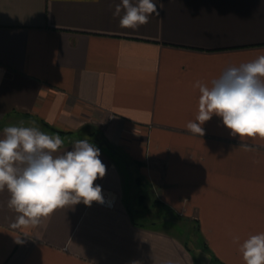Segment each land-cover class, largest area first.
<instances>
[{
    "label": "crops",
    "instance_id": "obj_1",
    "mask_svg": "<svg viewBox=\"0 0 264 264\" xmlns=\"http://www.w3.org/2000/svg\"><path fill=\"white\" fill-rule=\"evenodd\" d=\"M120 2L0 0V138L36 126L60 135L57 154L88 139L106 166L94 186L118 197L22 225L5 188L0 264H198L194 227L208 264H245L240 244L264 233V139L246 151L215 114L203 136L187 124L197 81L264 54V0H154L136 29L113 16Z\"/></svg>",
    "mask_w": 264,
    "mask_h": 264
},
{
    "label": "clouds",
    "instance_id": "obj_2",
    "mask_svg": "<svg viewBox=\"0 0 264 264\" xmlns=\"http://www.w3.org/2000/svg\"><path fill=\"white\" fill-rule=\"evenodd\" d=\"M123 12V15L121 13ZM160 9L154 0H121L113 16L120 17L121 28L136 29L149 23ZM198 112L187 128L203 136L201 126L213 114L222 118L231 135L240 139H264V54L239 66H230L210 83L197 81ZM35 125V121H32ZM60 135H49L38 127L7 126L0 138V191L10 193L8 208L18 215L19 224H38L57 208L83 201L103 203L97 178L106 174L99 159L100 150L88 139L76 140L71 151L58 150ZM234 243L239 237L233 238ZM20 243V240H17ZM245 264H264V233L250 235L239 246Z\"/></svg>",
    "mask_w": 264,
    "mask_h": 264
},
{
    "label": "rangeland",
    "instance_id": "obj_3",
    "mask_svg": "<svg viewBox=\"0 0 264 264\" xmlns=\"http://www.w3.org/2000/svg\"><path fill=\"white\" fill-rule=\"evenodd\" d=\"M12 126H24L23 124H19V123H17L16 125H12ZM1 129L3 130L4 128L3 127H1ZM131 190V186H130V184H129V186H127V188H126V193L128 194V199L129 200H131V201H133V199H132V195H133V192L130 194L129 193V191ZM134 191V193H136V192H141V191H143L140 187L139 188H136V189H134L133 190ZM148 205V204H147ZM133 213H134V216L137 218V219H140L141 218V216H139L138 214H137V212L136 211H133ZM173 220H177V219H173ZM180 223H182L183 225H185V231L187 230V227L188 226H186V223H185V221L184 220H181V221H179ZM191 227V226H190ZM194 230H195V227L193 228ZM193 230V231H194ZM191 232L190 233V236H189V244H190V246H191V248L193 249V252H194V256L196 257V259H197V263L198 264H208L207 263V256L206 255H204L201 251L202 250H200V248L202 247L201 245H202V240L199 238V236H197V235H195L194 234V232ZM212 264H217V263H215V262H213Z\"/></svg>",
    "mask_w": 264,
    "mask_h": 264
},
{
    "label": "built area",
    "instance_id": "obj_4",
    "mask_svg": "<svg viewBox=\"0 0 264 264\" xmlns=\"http://www.w3.org/2000/svg\"><path fill=\"white\" fill-rule=\"evenodd\" d=\"M101 195L103 197V203L96 202V204L109 210H113L116 208L118 204V197L115 194L106 192Z\"/></svg>",
    "mask_w": 264,
    "mask_h": 264
}]
</instances>
